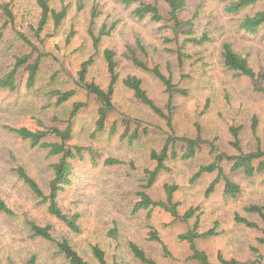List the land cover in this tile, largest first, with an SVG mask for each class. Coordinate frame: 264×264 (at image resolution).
Listing matches in <instances>:
<instances>
[{
    "label": "rangeland",
    "instance_id": "rangeland-1",
    "mask_svg": "<svg viewBox=\"0 0 264 264\" xmlns=\"http://www.w3.org/2000/svg\"><path fill=\"white\" fill-rule=\"evenodd\" d=\"M228 1L188 0L181 17L185 20L194 18L195 36L207 34L209 37L202 44H193L185 42L186 24L175 31L165 21L154 22L148 17L136 19L132 10L137 3L125 6L119 0H51V5L57 9L67 4L68 14L56 35L45 42L49 54L43 58L35 87L27 90L24 80L18 92L0 88V197L15 213L9 216L0 211V264H27L32 254L37 256V264H70L64 255L57 252L54 243L30 236L28 220L52 224L54 235L69 238L92 264H99L92 252L94 244L105 250L108 264L116 260L120 264H143L130 251V241L138 242L160 264H200L188 260L191 253L188 244L178 237L197 219L201 231L210 228L215 221L219 222V234L198 240V247L208 253L212 264H222L218 259L220 252L226 259L235 258L241 264H264V243L260 241L264 237V221L244 210L251 203L264 204V172L249 178L241 171L231 172V163H225L229 175L241 184L242 193L237 198L225 196L223 187L219 185L215 192L206 196L205 190L215 174H204L194 183L190 178L201 164L213 161L214 154L207 144L193 159L171 160V170L162 172L149 190L155 199H164L165 184L177 183L179 189L174 193V201L179 203V212L183 214L190 207H198L199 218L195 215L188 222H182L158 208L152 211L151 218L147 217V211L131 213V204L142 183L144 170L154 166L150 152L160 149L170 132L166 119L138 101L121 82L127 74L140 76L149 95L166 110L168 94L162 82L132 65L125 56L128 47L134 46L137 54L145 58L136 45L137 38L145 44L152 61L160 64L164 72L172 73L176 86L188 91L187 95L177 93L174 96L172 120L178 135L193 136L195 123L199 122L204 138L214 141L221 151L237 154L238 150L231 144L230 127L241 126V146L246 152L253 151L257 141L251 122L256 115L259 119L258 136L264 149V77L260 84L246 76L237 77L225 68L221 57L223 43L232 42L237 50L248 55L256 71L264 73V27L257 34L246 33L240 28L244 16L264 8V1L238 14L225 11ZM0 4L11 6L17 27L32 35L29 25L35 22L39 13L36 0H0ZM94 5H98L99 12L93 26L95 32L103 23L108 26L116 23L111 35L102 38L98 50L93 47L88 32ZM160 6L166 13L164 0H160ZM4 15L0 7V32H3L0 77L11 68L15 53L27 51L11 27L2 28ZM47 31L52 32V26ZM71 32L73 36L68 41ZM32 38L41 45L34 36ZM106 47L116 51L119 62L120 81L114 94L118 110L110 113L107 128L92 136L97 118L95 99L86 91L79 90L75 97L57 105L56 96L51 92L73 87L80 64L92 54H95V63L90 68L89 78L106 87L109 82L103 56ZM178 47L189 54L182 66L175 52ZM75 100L87 103L75 118L71 142L96 152L95 160L86 154L83 161L75 163L73 181L59 197L65 212L80 213L79 233L72 232L51 215L47 205L38 202L16 172V167H25L46 192L52 176L51 164L57 158L50 156L46 149L30 146L28 141L10 129L20 126L36 128L40 123L64 124ZM120 113L131 118L133 126L147 127L148 133L132 144L121 140L124 126L120 124ZM115 120L119 124L118 131L110 134ZM108 157L119 158L124 163L107 164L105 160ZM236 212L255 221L258 227L236 222ZM148 224L160 231L172 256H166L158 242L147 240ZM115 226L116 237H112L109 231Z\"/></svg>",
    "mask_w": 264,
    "mask_h": 264
},
{
    "label": "trees",
    "instance_id": "trees-1",
    "mask_svg": "<svg viewBox=\"0 0 264 264\" xmlns=\"http://www.w3.org/2000/svg\"><path fill=\"white\" fill-rule=\"evenodd\" d=\"M123 5L130 6L132 3H137L132 10V15L139 20L150 18L154 22L165 21L176 31L181 26L186 24L188 29L185 42L193 44H202L209 40L207 34L200 37L194 35L195 22L194 18L185 20L181 14L186 10L188 0H164L167 6L166 13H163L160 0H119ZM264 0H229L225 5V11L229 14H238L249 7H255L259 2ZM39 13L35 17L36 20L30 23L29 28L32 35H28L22 29L18 28L15 21V15L11 6H1L4 11L5 21L2 28L11 27L16 33V37L27 48L25 53H15L13 55V63L11 68L0 77V88L11 92H18L25 80L27 90H32L38 80L39 72L43 58L49 53L46 51L45 42L47 38L54 37L59 28L63 24L68 14V5L63 4L57 9L51 5V0H36ZM98 5H94L91 19L88 27V32L92 39V44L95 50L99 49V45L104 36L111 35L116 28V23L108 26L103 23L98 32H95L93 26L95 19L98 16ZM49 26H52V32L47 31ZM264 27V8L258 9L252 14H247L240 22V28L246 33L257 34ZM34 36L41 44L40 46L33 40ZM73 33L71 32L67 40L70 41ZM3 32H0V41L2 40ZM166 40H170L166 38ZM136 45L145 58L137 54L134 46H129L125 53L127 59L135 67L141 68L153 76L158 78L165 92L168 94L166 110L156 103L149 95V92L144 87L143 79L134 74H127L121 79L122 84L131 90L133 96L142 104L148 106L155 114L166 119L167 125L170 128L164 143L160 149H152L150 159L154 162L151 168H145L142 183L139 185L136 195L131 204V213L138 214L140 211H147V217L151 218L152 211L156 208L170 213L174 220L188 222L193 216L200 217L198 207H190L183 214L179 212V203L174 201V193L179 189L177 183H166L164 186L166 197L164 199H155L149 192L152 186L157 181L162 172L171 170L169 162L171 160L181 159L190 160L195 158L205 144L210 147V152L214 154L213 161L201 164L190 178L191 183H194L204 174H215V178L209 183L205 190L206 196H210L216 191L219 185L223 187L225 196L237 198L242 193V186L239 182L233 179L225 169V163H231L230 171H241L249 178L255 177L258 173L264 172V149L261 140L258 136L259 119L256 115L252 117L251 129L256 138L257 145L253 151H244L240 141L241 126L230 127L232 134L231 144L238 150L237 154H229L219 150L214 141L203 137L201 125L195 123L196 132L193 136L178 135L174 130L172 113L174 108V96L179 93L187 95L188 91L185 88H178L173 80L171 72L166 73L161 68L160 64L152 61V56L147 50L145 44L140 38H137ZM183 47V46H182ZM182 47H178L175 52L180 66L184 64V60L189 56L188 53L182 51ZM170 50V49H168ZM103 56L106 63L107 72L109 74V82L106 87L101 86L98 82L89 78L91 66L95 63V54L90 55L82 61L79 66L77 77H75L74 86L65 90L56 89L51 92L56 96V104L61 105L75 97L79 90H84L88 95L95 99L97 104V118L92 136H96L103 132L108 124L110 113L116 109L114 103V94L117 89V84L120 81L119 62L116 58V51L113 48L106 47L103 51ZM221 57L226 69L233 71L237 77L246 76L254 80L256 84H260L264 77V73L256 71L251 64L248 55L237 50L232 42L226 41L222 45ZM263 90L262 87H258ZM85 101L75 100L69 111L68 117L64 120V124L59 122L54 124L40 123L36 128L27 126L10 127L20 138L29 142L32 147H40L46 149L48 154L56 157L57 160L51 164L52 176L48 181V190L45 192L39 183L28 173L23 166L16 167V172L21 180L29 187L32 194L38 199L41 204L47 205L48 212L63 222L72 232L79 233L81 231L79 212H65L59 203L60 195L66 190L76 174V165L78 161H83L86 154H90L95 160L96 152L86 146L73 144L71 142L74 132V121L78 113L86 106ZM118 110V109H116ZM120 124L124 126V130L120 135L121 140H127L130 144L138 140L142 135L148 133V128L141 126H133V121L126 114L120 113ZM118 121L112 122L110 134H115L118 131ZM105 162L107 164H123L124 161L119 158L108 157ZM245 212L256 214L264 221V204L251 203L244 207ZM0 211L13 216L14 210L0 197ZM234 219L238 223H243L248 227H258V224L242 215L240 212L234 214ZM27 225L32 238L40 237L48 242L54 243L57 252L64 255L70 264H92L81 254L71 243L66 236L56 237L53 233V226L50 223L39 224L33 220H28ZM219 222L215 223L205 231L199 229V221L189 226L188 229L178 235L181 241L188 244L190 255L188 260H195L200 264H212L208 253L198 247V240L209 238L220 233L218 230ZM117 227H113L109 231V235L116 237ZM147 240L158 242L161 244L164 254L172 256V253L162 239L160 231L152 224H148ZM264 243V237L260 238ZM129 249L133 256L143 264H160L154 257L150 256L146 250L136 241L129 242ZM257 251V250H256ZM94 257L99 264H108L106 252L98 244L92 247ZM218 259L222 264H241L235 258L226 259L220 252ZM27 264H37L36 254H32L28 259ZM113 264H120L117 260Z\"/></svg>",
    "mask_w": 264,
    "mask_h": 264
}]
</instances>
